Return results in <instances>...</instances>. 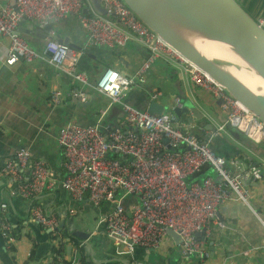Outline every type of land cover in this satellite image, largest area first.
Returning a JSON list of instances; mask_svg holds the SVG:
<instances>
[{
    "label": "built area",
    "instance_id": "built-area-1",
    "mask_svg": "<svg viewBox=\"0 0 264 264\" xmlns=\"http://www.w3.org/2000/svg\"><path fill=\"white\" fill-rule=\"evenodd\" d=\"M88 0H14L13 5L0 7V34L11 38L5 64L19 60L27 62L46 58L56 68L70 74L81 84H87V76L76 68L77 58L83 50L48 38L41 51L31 48L26 40L15 33L22 20L46 24L73 15L84 31L89 45L122 48L131 42L145 48L147 57L129 76L107 67L97 78L95 88L118 104L124 115L126 127L137 130L110 127L105 134L99 120L94 125L76 122L63 124L57 134V144L63 156L61 186L76 201L87 200L94 206L104 202L113 204L112 211L103 217L107 235L126 252L134 246L158 250L167 235V228L179 236L178 247L181 259L192 254L201 261L209 254L203 247V237L211 235L212 223H217V207L230 198L248 206L254 212L264 230V218L255 212L249 203V189L239 173L231 174L225 159L212 149V140L227 131L225 122H230L251 142L264 147V123L252 112L228 94L224 87L206 72L183 57L172 45L147 28L122 0H99L105 13L100 15L87 8ZM86 8L88 12L83 13ZM264 28V18L257 19ZM156 59L173 64L188 76L196 86L212 92L221 100L226 112L225 121L208 135H198L174 127L175 117L169 110L160 114L139 110L124 101L126 91L140 80ZM156 94H153V99ZM64 98L86 101L81 87L62 91L53 88L49 93L55 105ZM176 98L173 106H178ZM167 142H163V139ZM203 167H208L213 176L192 178ZM3 173L17 182V192L30 198L50 188L49 171L45 163L32 158L25 149H18L3 165ZM24 171H27L25 176ZM248 177L260 178L259 170L250 167ZM191 177V180L188 178ZM124 193L118 195L119 190ZM134 197L127 201V196ZM232 195V197H231ZM5 214L1 235L9 242L10 222L5 212L6 203H0ZM31 219L51 232L57 230L54 214L46 213L40 206L31 208ZM68 264H90L73 257Z\"/></svg>",
    "mask_w": 264,
    "mask_h": 264
},
{
    "label": "crops",
    "instance_id": "crops-1",
    "mask_svg": "<svg viewBox=\"0 0 264 264\" xmlns=\"http://www.w3.org/2000/svg\"><path fill=\"white\" fill-rule=\"evenodd\" d=\"M242 2L252 17L264 18V0ZM6 4L13 5L14 0H0V7ZM86 6L89 11H94L90 0ZM49 23L51 28L45 29ZM20 30L19 35L38 51L42 50L48 38L63 44L66 43L61 39H66L75 50H83L77 58L76 68L86 74L88 82L81 84L46 58L5 64L11 38L0 34V203L7 205L5 212L13 237L9 242L0 232V264H68L73 257L84 261L89 259L90 264H264V230L258 217L248 206L233 198L217 207V223H212L208 239L199 235L209 254L203 261L197 254L181 259L178 243L168 233L158 250L139 247L135 258L125 251L123 245L122 250L121 245L107 235L103 225V217L112 211L113 204L104 202L94 206L87 200L76 201L61 186L63 156L57 144V134L67 122L94 125L102 110H105L100 117L102 127L115 123L127 129L121 107L111 104L109 98L95 88L96 80L107 67L117 71L125 69L129 75L134 73L148 52L131 42L116 49L94 44L81 49L86 41V32L73 15L46 24L25 19ZM15 33L19 31L15 29ZM120 58L125 61L126 68ZM76 87H81L86 93V100L93 99L87 107L74 104L72 98H64L55 105L49 99L53 88L66 91ZM128 92L138 103L145 97L159 100L169 95L168 108L173 106L176 98L178 106L183 102L192 104L202 115L199 119L188 112L181 115L179 122L174 121L175 127L186 132L207 136L211 127L216 128L227 117L221 100L215 98L211 91L196 86L181 68L161 59L154 61L143 77L126 91L124 98ZM153 94H156L154 99ZM210 146L225 159V166L231 174L242 175L243 183L249 180V183H244L249 189V203L264 218V147L233 138L228 128L220 138L212 140ZM18 149L27 150L32 158L45 163L50 188L30 198H24L17 192V182L2 169ZM251 166L259 170L260 178L252 180L248 177ZM24 173L26 176L27 171ZM207 175L213 176L208 167L199 172L198 178ZM131 198L134 197L130 196L127 201H133ZM33 206L54 214L58 223L63 220L66 229L72 221L75 229L88 231L91 247H86L76 238L69 239L62 231L51 232L32 221ZM4 218L5 214L0 209V231ZM60 245H63L65 253L55 256L51 248ZM68 245L72 246L70 255L66 249Z\"/></svg>",
    "mask_w": 264,
    "mask_h": 264
},
{
    "label": "water",
    "instance_id": "water-1",
    "mask_svg": "<svg viewBox=\"0 0 264 264\" xmlns=\"http://www.w3.org/2000/svg\"><path fill=\"white\" fill-rule=\"evenodd\" d=\"M122 1L147 28L167 41L187 60L206 72L214 81L222 85L228 94L252 112L257 120L264 123V93L254 90L255 87L232 72L234 71L233 68H241L239 64L207 56L203 50L205 42L217 43L227 48L243 62L245 70L254 75L264 89V28L236 0ZM90 2L96 13L100 15L105 13L99 0H90ZM87 12L88 10L84 8L83 13L86 14ZM22 22L23 20L16 27V30L19 31L18 34H20ZM44 28L49 30L51 24L49 23ZM61 40L66 43L65 45L74 47L68 40ZM120 59L126 68L125 61ZM120 73L123 76L129 75L125 69ZM129 93L124 98V101L129 105L139 110H147L151 114H160L171 108L170 111L175 117V122L180 121L183 113L191 112L193 117L197 119L202 116L197 108L187 102L180 103V106L168 108L169 95H165L159 100H150L145 97L138 103L129 96ZM92 100L79 101L72 98L74 104L85 107L90 105ZM225 124L233 138H242L244 143L250 141L230 122H225ZM110 127H119V125L112 123L111 126L102 127V131L106 134ZM127 129L137 130L135 126ZM213 129L214 127H211V131ZM163 142L166 143L167 139L164 138ZM244 183H249V180L248 182L244 181ZM131 199L134 200V198ZM67 225L69 226L68 229L64 228V221L61 220L57 230L67 234L69 239L76 238L86 247H91L88 241V231L75 229L72 221ZM103 225H105L104 221ZM167 233L178 243L179 236L177 233L170 228H167ZM202 234L203 232L196 235L199 238V235ZM66 249L70 255L72 246L68 245ZM139 250V246H134L131 252L134 258Z\"/></svg>",
    "mask_w": 264,
    "mask_h": 264
},
{
    "label": "bare ground",
    "instance_id": "bare-ground-1",
    "mask_svg": "<svg viewBox=\"0 0 264 264\" xmlns=\"http://www.w3.org/2000/svg\"><path fill=\"white\" fill-rule=\"evenodd\" d=\"M203 50L207 56L223 59L226 61H230L232 63L239 64L241 68H233L234 71H232L237 77L241 78L242 80L247 81L249 84H251L253 87H255L254 90H259L261 93H264V89L262 88V85L257 82L258 79L252 75L251 73L247 72L244 68L243 62L230 50L223 47L220 44L212 43V42H205L203 44ZM259 88V89H258ZM262 89V90H261Z\"/></svg>",
    "mask_w": 264,
    "mask_h": 264
},
{
    "label": "trees",
    "instance_id": "trees-1",
    "mask_svg": "<svg viewBox=\"0 0 264 264\" xmlns=\"http://www.w3.org/2000/svg\"><path fill=\"white\" fill-rule=\"evenodd\" d=\"M237 1V0H236ZM238 2V1H237ZM240 5L242 4V0H240V2H238ZM245 10V9H244ZM248 13V12H247ZM249 14V13H248ZM250 15V14H249ZM251 16V15H250ZM252 17V16H251ZM253 19H255L256 21H257V19L256 18H254V17H252ZM218 138H220V137H218ZM218 138H216V139H218ZM203 170H206V167H203V169H202V171ZM199 173H197V174H195L192 178H198L199 176ZM14 231V230H13ZM33 252V251H32ZM32 252H31V254H32ZM51 252L56 256V255H64V253H65V250H64V248H63V245H60V246H53L52 248H51ZM85 260V259H84ZM83 260V261H84ZM56 261V260H55Z\"/></svg>",
    "mask_w": 264,
    "mask_h": 264
},
{
    "label": "rangeland",
    "instance_id": "rangeland-1",
    "mask_svg": "<svg viewBox=\"0 0 264 264\" xmlns=\"http://www.w3.org/2000/svg\"><path fill=\"white\" fill-rule=\"evenodd\" d=\"M238 2H240V0H237ZM243 3V2H242ZM241 6L244 8L243 4H241ZM245 9V8H244ZM247 12L249 13V11L247 10ZM170 103V101H169ZM173 126H174V123H173ZM175 127V126H174ZM124 193V191L122 189L119 190V193L118 195H122ZM127 198L129 199L130 196H127ZM249 201H251L250 197H249ZM164 245V244H163ZM120 248L123 250V246L121 245ZM192 257H196L195 255H193Z\"/></svg>",
    "mask_w": 264,
    "mask_h": 264
}]
</instances>
